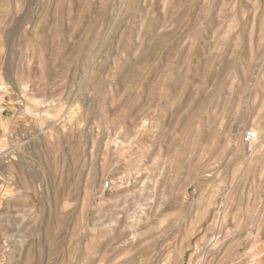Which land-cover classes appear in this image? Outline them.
<instances>
[{
    "label": "rangeland",
    "instance_id": "obj_1",
    "mask_svg": "<svg viewBox=\"0 0 264 264\" xmlns=\"http://www.w3.org/2000/svg\"><path fill=\"white\" fill-rule=\"evenodd\" d=\"M0 264H264V0H0Z\"/></svg>",
    "mask_w": 264,
    "mask_h": 264
},
{
    "label": "built area",
    "instance_id": "obj_2",
    "mask_svg": "<svg viewBox=\"0 0 264 264\" xmlns=\"http://www.w3.org/2000/svg\"><path fill=\"white\" fill-rule=\"evenodd\" d=\"M259 140L258 134L251 130L245 133L244 135V142L248 145H251Z\"/></svg>",
    "mask_w": 264,
    "mask_h": 264
}]
</instances>
